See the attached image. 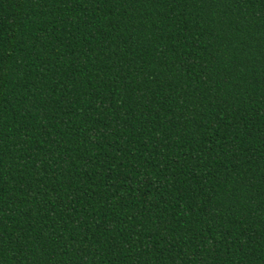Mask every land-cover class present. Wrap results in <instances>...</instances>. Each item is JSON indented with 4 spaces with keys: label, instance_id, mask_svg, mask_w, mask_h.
<instances>
[{
    "label": "trees",
    "instance_id": "16d2710c",
    "mask_svg": "<svg viewBox=\"0 0 264 264\" xmlns=\"http://www.w3.org/2000/svg\"><path fill=\"white\" fill-rule=\"evenodd\" d=\"M0 264H264V0H0Z\"/></svg>",
    "mask_w": 264,
    "mask_h": 264
}]
</instances>
